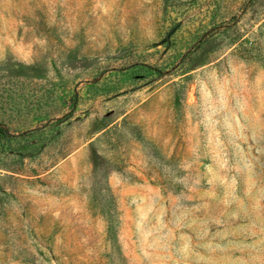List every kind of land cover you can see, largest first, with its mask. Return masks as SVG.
Instances as JSON below:
<instances>
[{
	"label": "rangeland",
	"instance_id": "374dc122",
	"mask_svg": "<svg viewBox=\"0 0 264 264\" xmlns=\"http://www.w3.org/2000/svg\"><path fill=\"white\" fill-rule=\"evenodd\" d=\"M0 264H264V0H0Z\"/></svg>",
	"mask_w": 264,
	"mask_h": 264
}]
</instances>
